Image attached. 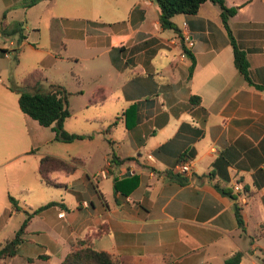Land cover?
<instances>
[{
  "label": "crops",
  "instance_id": "obj_1",
  "mask_svg": "<svg viewBox=\"0 0 264 264\" xmlns=\"http://www.w3.org/2000/svg\"><path fill=\"white\" fill-rule=\"evenodd\" d=\"M54 1L0 0V50L9 52L0 56V164L14 158H6L11 143L25 129L33 173L54 190L42 207L54 205L32 218L17 255L0 264H61L80 240L124 264H225L238 252L240 264H264V0H226L238 8L230 29L247 56L250 81L236 67L221 10L211 2L195 15L175 16L176 32L162 27L153 0H65L62 7L76 16L57 22L51 15L60 29L49 59L65 62L70 43L90 53L101 49L112 66L109 84L98 85L89 104L116 109L73 143L56 141L51 127L24 114L10 89L11 59L25 44L41 50L42 19ZM81 59L71 56L75 65ZM92 77L101 81L104 74L96 69ZM26 84L31 90L39 82ZM49 156L75 167L49 173L55 186L39 173ZM182 163L191 171H176ZM0 192L12 197L7 186ZM11 205L6 212L26 213Z\"/></svg>",
  "mask_w": 264,
  "mask_h": 264
},
{
  "label": "rangeland",
  "instance_id": "obj_2",
  "mask_svg": "<svg viewBox=\"0 0 264 264\" xmlns=\"http://www.w3.org/2000/svg\"><path fill=\"white\" fill-rule=\"evenodd\" d=\"M64 1L65 0H55L54 4L48 8L46 14L43 16L40 27L41 40L38 43V47L41 50H35L32 46L25 44L24 49H21L19 53L20 57L11 59L16 66L13 82L23 88L27 87L26 83L35 84L39 82L41 86L43 85L44 88L46 87V89H48L50 85L43 83L44 78L53 81H61L64 88L70 94L68 108L71 117L66 120L65 130L70 134L87 135L92 131L93 127L95 129L103 125L102 122L104 121H101V116H103L105 112L116 110L112 107L111 102H108L104 107L91 106L89 104L95 88L100 84H109L108 75L110 73L109 69L112 66L109 62L108 55L104 56L101 54V49L93 50V52L90 53L80 48L79 44L75 46L72 43H70V52L63 53L65 62L53 63L49 59V52L52 50L53 39L59 36L56 31L60 29L58 25H52L50 21L51 15L53 13L55 14L58 20L57 22H59L61 15L63 17L67 16L65 14L76 16L72 8H70V12H68L66 7H62ZM55 32L56 34H54ZM73 55L82 58L79 65H75V63L72 62L71 56ZM91 57L95 58L90 60L87 59ZM96 69L104 74L101 81L95 80L92 77ZM22 81H24V85ZM96 116L99 118H94ZM105 126H107L106 123ZM29 141L31 142V137L28 136L25 129L17 135V138L13 139L6 158H14L2 166L0 164V191L1 187L7 186L9 195L18 201L20 211L24 210L26 213H33L43 206L42 204L50 198L49 193L54 190L44 188L34 175L31 162L32 156L26 154L24 151L26 143ZM28 177H31L29 182ZM25 182L29 183L28 188H25V184H22ZM4 183L6 185H4ZM19 183L21 186L18 185ZM6 193L7 192H4L2 195L0 192V218H2L0 219V242L13 238L23 218L24 220L27 219L26 213L17 212L18 214L16 215L12 214V212L5 211L4 206L12 210V203ZM10 216L12 219L9 221ZM37 223L36 220L33 226L34 228L37 227ZM28 236L30 235L27 234V237ZM35 247L37 246L35 245Z\"/></svg>",
  "mask_w": 264,
  "mask_h": 264
},
{
  "label": "trees",
  "instance_id": "obj_3",
  "mask_svg": "<svg viewBox=\"0 0 264 264\" xmlns=\"http://www.w3.org/2000/svg\"><path fill=\"white\" fill-rule=\"evenodd\" d=\"M40 0H31L28 6L35 5ZM157 3L160 9V22L164 29H171L178 32V29L173 23V18L177 15H195L199 12L200 7L206 3L211 2L217 5L221 10V17L226 30L230 35V39L235 51V63L238 70L244 75L246 80L250 81L249 67L246 54L238 47L235 39L232 36L230 29V19L238 13V8H228L226 0H153ZM13 34H17L14 32ZM9 52L6 50H0V56L6 57ZM189 54V53H188ZM193 60V66L190 74H193L195 68L194 57L189 54ZM10 89L16 91L20 95L19 105L24 114L31 119L37 121L41 126L49 128L51 127L55 132V140L61 143H73L76 140H82L85 138L83 135L70 134L65 130L66 120L71 117V113L68 108V99L70 94L64 87L59 85H50L48 89L43 88L40 84H37L33 89L28 87L23 88L12 82ZM199 101L198 97H193ZM133 159L128 158L121 160V163L131 161ZM64 170L67 172H73L75 167H72L67 161L55 158L44 157L40 162L39 173L42 181L48 186H55L49 179V173ZM116 189L118 186L116 184ZM10 201L15 208L18 207V202L10 197ZM54 203L41 207L33 213H26L27 219L22 224L20 230L16 233L15 237L8 240L2 249H0V259L11 258L17 255L19 246L25 241L24 237L26 229L29 226L32 218L41 211L50 208ZM237 218L239 226L242 230H245L244 221L240 214V210L237 208ZM243 253L238 252L234 256L226 260L225 264H240L242 261ZM46 258V257H44ZM61 264H124L119 258L112 256L106 252H97L93 248L91 240H80L74 246L73 249L64 258Z\"/></svg>",
  "mask_w": 264,
  "mask_h": 264
},
{
  "label": "built area",
  "instance_id": "obj_4",
  "mask_svg": "<svg viewBox=\"0 0 264 264\" xmlns=\"http://www.w3.org/2000/svg\"><path fill=\"white\" fill-rule=\"evenodd\" d=\"M185 40L188 42V43H191V40H190V37L189 36H186ZM8 55V54H7ZM6 55V56H7ZM176 171L178 172H181V173H188L191 171V165L190 163H182V164H179L176 168H175ZM234 191L239 194L241 196V199H240V203L243 205V204H246V195L245 193L243 192V186L241 183H236L235 186H234ZM60 217H64V213H61L60 214Z\"/></svg>",
  "mask_w": 264,
  "mask_h": 264
}]
</instances>
